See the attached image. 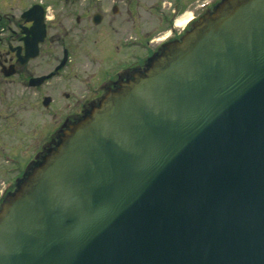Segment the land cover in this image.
I'll return each mask as SVG.
<instances>
[{
  "label": "water",
  "instance_id": "1",
  "mask_svg": "<svg viewBox=\"0 0 264 264\" xmlns=\"http://www.w3.org/2000/svg\"><path fill=\"white\" fill-rule=\"evenodd\" d=\"M0 264H264V0H221L73 126L4 198Z\"/></svg>",
  "mask_w": 264,
  "mask_h": 264
},
{
  "label": "flooded vegetation",
  "instance_id": "2",
  "mask_svg": "<svg viewBox=\"0 0 264 264\" xmlns=\"http://www.w3.org/2000/svg\"><path fill=\"white\" fill-rule=\"evenodd\" d=\"M27 1L21 6L20 0H0V208L4 198L20 187L42 157L63 142L73 126L99 108L108 93L143 75L168 45L179 42L221 0ZM34 5L40 6L35 11L42 12L44 20L43 40L37 45L36 57L45 48L55 59L61 55L59 63L66 58L62 68L72 60L78 62L74 89L64 92L62 98L38 95V90L57 77L62 68L54 71L56 65L39 75L27 69L36 58L29 57L33 21L22 15ZM50 5L56 12L52 17L47 15ZM51 73L40 85H28L31 78ZM45 98H49L47 106L43 105ZM37 101L46 112L54 109L42 127L43 145L39 151L34 125L28 122L22 127V118L35 117V113L28 116V112L36 108ZM22 138L28 139L31 146L25 159L18 152Z\"/></svg>",
  "mask_w": 264,
  "mask_h": 264
},
{
  "label": "rangeland",
  "instance_id": "3",
  "mask_svg": "<svg viewBox=\"0 0 264 264\" xmlns=\"http://www.w3.org/2000/svg\"><path fill=\"white\" fill-rule=\"evenodd\" d=\"M30 1H37V0H28L27 3ZM25 2L26 0H20V2L18 3L19 5L23 6ZM8 3H10V0ZM51 6L52 5H50V8L48 9V13H47L49 17H52L56 13L54 9L55 7L53 6L51 7ZM6 10H10V8L7 5H6ZM74 16L75 15H72V21L74 19ZM48 50L44 48V51L38 57H36L31 62H29V64L27 65V69L36 75L42 73H48L52 71L55 68V66L59 64V61L61 60V55L59 54L58 58L55 59L54 56L49 53L50 50L49 51ZM77 64L78 62L75 60H72L70 63L66 64V66L61 69L57 77L53 78L49 83L45 84L42 88L38 90V95L40 96L42 94H45V95H50L51 97L53 96L55 98L56 97L62 98V94L64 92L73 91L74 83H75L74 73L78 68ZM53 110L54 109L52 110L49 109L48 110L49 112H46L44 110V107L41 105V101H37L36 108L31 112H28V116L35 113V117L32 118V116H30L29 119L27 120L22 118L23 128L28 126L27 124L28 122L29 125L30 124L34 125L36 132L35 144H36V149L38 151L40 150V147L43 145L42 127L47 125L48 123L47 115L50 114ZM22 144L23 145L20 146L18 152L24 155L22 159H25V156L28 155L31 146L29 147L28 145V139H24V138H22Z\"/></svg>",
  "mask_w": 264,
  "mask_h": 264
}]
</instances>
